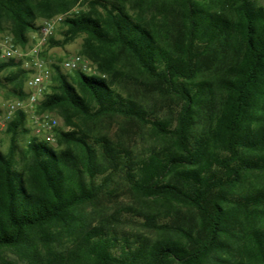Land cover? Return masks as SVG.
Masks as SVG:
<instances>
[{"label":"trees","instance_id":"obj_1","mask_svg":"<svg viewBox=\"0 0 264 264\" xmlns=\"http://www.w3.org/2000/svg\"><path fill=\"white\" fill-rule=\"evenodd\" d=\"M54 2L0 0V21L11 22L15 44L39 28L38 10H63ZM88 4L87 12L64 18L61 39L47 41L62 46L85 35L80 55L99 75L76 71L71 79L60 63L51 64L55 83L37 108L56 111L72 130L55 131L56 148L30 137L17 160L27 116L18 112L8 123L10 144L0 151V260L15 252L35 264H264V4ZM18 66L2 61L0 73L17 67L6 80L21 84L26 70ZM128 86L150 94L152 103L137 100ZM18 94L25 97V89ZM111 116L147 125L160 145L134 155L92 130ZM114 177L161 202L159 211L136 214L157 236L104 219L84 222L72 249H53L57 229L76 232L77 210L106 194ZM40 239L49 249H37Z\"/></svg>","mask_w":264,"mask_h":264},{"label":"rangeland","instance_id":"obj_2","mask_svg":"<svg viewBox=\"0 0 264 264\" xmlns=\"http://www.w3.org/2000/svg\"><path fill=\"white\" fill-rule=\"evenodd\" d=\"M90 1L91 0H57L58 4L54 2V4H52L54 6L53 8L56 9L55 7H63V10H56L47 16H40L41 12L45 10V8H39L41 10L36 12L37 18L35 19V23L36 25L41 26L45 20L60 16L61 20L55 24L51 34V37L54 40H59L63 37L62 32L67 29L66 25L63 23L64 18L73 16L79 12H87L89 10L88 3ZM254 1L259 4H264V0ZM33 33L34 31H29L26 34L27 40L25 44L16 43V45L26 50L30 45L31 36ZM0 34L11 35V22L6 18H2L0 21ZM84 38L85 35L80 34L72 41L62 46L51 45L47 41L43 48L42 55L50 66L53 63L59 64L63 59L67 58L71 54H81ZM83 57L90 62V65L94 71L92 75H99L95 64L86 56L83 55ZM16 63L19 64V68L26 70V73L23 75V82L21 81V84L20 82H9L6 80V77H8L11 72L16 71L17 67H9L0 73V113L9 101L20 99L18 92H23L25 89L24 80L30 73L31 64L28 59H22L16 61ZM61 72L71 79L75 78L77 74L76 71L61 70ZM54 83L55 82L52 80L47 85V93L51 91L50 85ZM128 87H131L130 89H132V91L134 90L133 94L137 100H142V102L144 101L146 104L152 103L150 94L143 92L140 87L138 89L133 88V86ZM135 90H138V92ZM140 90L143 93H140ZM163 102L164 101L157 100V105H159L160 108H164ZM163 111L165 115V109ZM163 111L161 112L162 114ZM46 112L53 114L57 118L58 125L56 130H72V127L64 125L62 118L56 111ZM7 126H0V151L3 154L7 153L10 144V133L7 131ZM24 127L27 128L28 131L25 133L22 132L17 137V149L15 151L17 160H19L21 155L20 151L26 148V143L30 137H32L31 122L28 117L26 118ZM92 130L97 134L107 135L114 141L118 140L121 144L131 149L134 155L142 154L149 148L158 146L161 143L147 125L143 126L135 120L125 119L119 116L100 118L95 122V125L92 126ZM51 146L56 148L55 144H51ZM104 192L106 194H103V196L98 198L97 201L84 205L79 210H77L75 214V217L77 218V227L74 228L77 229L76 232L65 227L57 229L59 231L55 229L58 232V235H52L51 242H53V249L61 251L65 249H72L74 246V240L78 242L79 228L84 222L85 224H96L98 221H102L104 219L110 220L114 226H117L119 229L130 233H143L152 238L157 236V232L143 225V219L141 217H137L136 214L141 213L143 210H147V212L161 210L162 204L160 201L142 198L140 195L133 192L130 189V186L126 184L124 180L117 177L113 178V182L105 188ZM181 217L183 218V216ZM37 243V249H42V251L43 249H49V247L47 248L44 246L45 244L43 239L38 240ZM222 257L223 260L228 259L232 261V258H229L227 254H222ZM3 259L6 262L4 263L2 260H0V264H35L33 260L24 258L15 252H5L3 254Z\"/></svg>","mask_w":264,"mask_h":264},{"label":"built area","instance_id":"obj_3","mask_svg":"<svg viewBox=\"0 0 264 264\" xmlns=\"http://www.w3.org/2000/svg\"><path fill=\"white\" fill-rule=\"evenodd\" d=\"M61 17L45 20L31 36L26 50L13 42L11 35L0 34V61L28 59L30 73L25 80V97L9 101L0 113V126L6 127L18 112L24 113L31 122L32 136L38 140L54 144V135L58 125L57 118L46 111L38 112L47 85L52 81V69L42 55L47 39L52 34L55 24ZM62 71H80L86 75L94 73L90 62L75 53L60 62Z\"/></svg>","mask_w":264,"mask_h":264}]
</instances>
